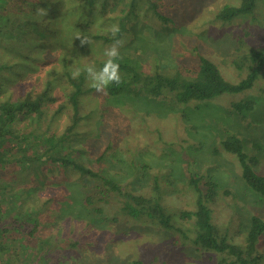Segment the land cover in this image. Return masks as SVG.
<instances>
[{
	"label": "rangeland",
	"instance_id": "obj_1",
	"mask_svg": "<svg viewBox=\"0 0 264 264\" xmlns=\"http://www.w3.org/2000/svg\"><path fill=\"white\" fill-rule=\"evenodd\" d=\"M150 1L173 22L169 20L170 23L165 24L158 20L148 0H143L138 4L136 32L132 29L120 47V51L125 50L140 63L144 75L178 73L183 78H191L199 66L198 56L215 64L229 83L235 84L249 73L251 51L264 45V0L256 2L252 14L231 21L217 20L216 13L225 4L236 6L240 0ZM130 38L145 46L140 47L133 41L127 44ZM109 47L96 46L92 57L107 58L104 52ZM66 55L71 57L68 51ZM60 59L54 62L61 64ZM69 62L75 60L70 58ZM57 68V71L62 70ZM85 88L88 91L81 100L83 115L75 127L77 136L66 142L71 145L68 152L77 156V160L83 153L87 155L90 168L118 182L123 191L158 197L181 232L162 230L147 218L128 219L120 212L121 199L106 196L108 205L103 206H108V218L114 226L92 228L69 217L60 218L58 224H44L37 241H46L43 248L48 252L45 253L47 263L56 264L52 256L59 254L61 263L65 264H133L147 253L145 264L160 261L220 264L224 255L195 249L190 243L191 220L180 217L181 212L195 209L196 195L189 185L193 174L201 177L199 184L203 193L205 181L213 178L218 182L215 199L207 203L212 212L211 221L220 236L244 246L251 216L264 219V198L260 199L247 186L236 156L222 150L221 141L229 134L240 138L243 150L258 160L255 171L264 175V66L249 89L198 103L201 105L198 110L194 107L178 110L170 98L159 100L162 97L149 96L151 100L122 99L123 102L117 104L107 99L105 91L93 93L95 89L89 87L87 79ZM249 99L253 101L251 110L232 108L233 103ZM18 123L21 128L22 118ZM41 124L43 130L50 124L52 132L60 134L68 120L57 119L50 123L46 119ZM90 143L94 146L89 147ZM99 157L100 161L96 162ZM142 164L148 167L143 176L134 168ZM77 175V170L70 168L65 177L74 181ZM66 186L67 183L57 186L56 195L67 203L65 210L75 211L74 195ZM111 215L117 220L113 221ZM106 232L113 235L108 236ZM71 242L76 246L67 250ZM53 246L56 249L60 246V250H50ZM256 251L258 263L254 264H264V231ZM142 252L145 254L141 255Z\"/></svg>",
	"mask_w": 264,
	"mask_h": 264
},
{
	"label": "trees",
	"instance_id": "obj_2",
	"mask_svg": "<svg viewBox=\"0 0 264 264\" xmlns=\"http://www.w3.org/2000/svg\"><path fill=\"white\" fill-rule=\"evenodd\" d=\"M142 1L0 0V264H50L45 257L48 252L43 248L46 241H37V238L44 224H58L60 218L69 217L92 228L103 225L102 228L106 229L107 224L114 226L108 218V206H103L108 205L106 196L115 195L121 199L120 212L128 219L147 218L162 230L180 231L158 197L123 191L118 182L91 169L87 155L83 153L79 160L70 155L68 149L71 145L66 144L77 136L75 127L83 115L81 100L88 91L86 76L82 73L74 79L72 73L86 65L80 62H94L100 68L107 58L94 59L92 50L96 46L105 48L116 41L123 42L132 29L136 32L138 4ZM257 1L260 0H240L236 6L225 4L215 17L220 21H231L252 14ZM148 2L158 20L165 24L173 20L163 16L156 3ZM41 10L46 14H41ZM113 25L120 28L115 36L110 32ZM77 35L88 37L91 44L81 46ZM132 41L130 38L127 44ZM67 51L75 62H69ZM57 58H61V64L54 62ZM249 59V73L232 84L221 76L215 64L203 56H198L195 75L183 78L178 73L171 76L159 72L144 75L140 63L124 50L120 51L119 59L122 83L108 87L105 93L107 99L115 100L117 104L122 103V99L140 101L162 97L159 100L170 98L178 110L185 107L198 110L201 106L198 103L208 102L221 94H237L249 89L264 66V45L251 51ZM57 67L62 70L57 71ZM232 108L251 110L253 101L233 103ZM19 118L24 123L21 128ZM46 119L50 123L65 119L68 124L57 134L52 132L50 124L43 130L41 123ZM93 146L90 143L89 147ZM221 148L236 156L242 179L263 199L264 175L255 171L257 158L243 150L236 135H227L221 141ZM99 161L100 157L96 162ZM70 168L78 173L74 181L65 177ZM134 168L136 173L140 170L142 176L148 170L145 164ZM200 181L197 174L190 176L189 185L196 195L195 209L180 213L182 219L191 220L190 243L199 251L224 255L220 264L258 263L256 245L264 231V219L251 216L244 246L229 242L225 236H220L211 221L212 212L207 205L215 199L218 182L213 178L205 181L203 193ZM60 183H67V190L74 195L73 198L80 199H73L77 210L64 209V205H68L55 191ZM116 220L114 216L113 221ZM106 235L113 234L106 232ZM75 242L69 243L66 249L76 246ZM50 250L58 251L60 246L58 249L53 246ZM145 255L133 264H145ZM52 259L56 264H65L61 263L59 254H53ZM158 263L169 264L165 261Z\"/></svg>",
	"mask_w": 264,
	"mask_h": 264
},
{
	"label": "clouds",
	"instance_id": "obj_3",
	"mask_svg": "<svg viewBox=\"0 0 264 264\" xmlns=\"http://www.w3.org/2000/svg\"><path fill=\"white\" fill-rule=\"evenodd\" d=\"M41 14H46L41 10ZM113 36L120 32L118 25H113L110 29ZM81 46L90 45L91 40L82 35H77ZM122 41H116L111 47L107 48L104 55L107 59L104 61L100 68H97L95 63L86 64L83 69H77L72 73L74 79L78 78L82 73L88 80L89 87L95 89L97 92H104L112 85L119 86L122 83V76L120 72V47Z\"/></svg>",
	"mask_w": 264,
	"mask_h": 264
}]
</instances>
